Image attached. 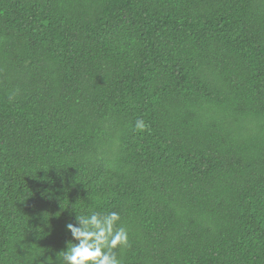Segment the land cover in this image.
I'll return each instance as SVG.
<instances>
[{
  "label": "trees",
  "instance_id": "obj_1",
  "mask_svg": "<svg viewBox=\"0 0 264 264\" xmlns=\"http://www.w3.org/2000/svg\"><path fill=\"white\" fill-rule=\"evenodd\" d=\"M90 211L122 264H264V0H0V264Z\"/></svg>",
  "mask_w": 264,
  "mask_h": 264
},
{
  "label": "clouds",
  "instance_id": "obj_2",
  "mask_svg": "<svg viewBox=\"0 0 264 264\" xmlns=\"http://www.w3.org/2000/svg\"><path fill=\"white\" fill-rule=\"evenodd\" d=\"M137 130L146 128L142 119L135 122ZM120 214L115 211H90L75 215L74 222L66 223L71 239L65 249L56 253L59 264H122L115 249L129 246V234L118 226ZM41 264H52L48 259Z\"/></svg>",
  "mask_w": 264,
  "mask_h": 264
}]
</instances>
